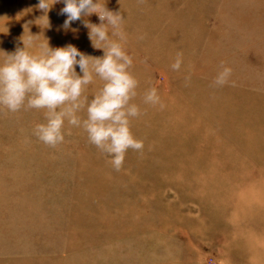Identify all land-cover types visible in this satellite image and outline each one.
I'll list each match as a JSON object with an SVG mask.
<instances>
[{
    "label": "rangeland",
    "instance_id": "374dc122",
    "mask_svg": "<svg viewBox=\"0 0 264 264\" xmlns=\"http://www.w3.org/2000/svg\"><path fill=\"white\" fill-rule=\"evenodd\" d=\"M49 7L45 12L38 0H0V62L23 47V39L34 52L47 40L53 48L81 41L64 35L62 0ZM206 11L214 17V50L220 43L222 54L199 60L192 74L183 72L179 87L160 74L163 106L131 102L141 114L130 127L144 148L129 149L119 171L82 127L65 122V141L51 147L34 135L46 120L45 109L0 107V264H259L252 256L238 263L213 247L217 224L208 222L206 190L190 152V93L230 67L224 85L232 90V82H246L245 95L239 93L244 101L234 97L215 112L227 131L211 140L218 139L225 148L219 155L229 158L237 152L228 141H248L257 133L255 124L264 116L253 91L260 87L248 85L264 84V0H198V16L210 28ZM225 30L231 33L228 49ZM239 47L244 53L232 51ZM76 71L82 74L78 66ZM96 91L85 86L81 118Z\"/></svg>",
    "mask_w": 264,
    "mask_h": 264
},
{
    "label": "crops",
    "instance_id": "0c3cea01",
    "mask_svg": "<svg viewBox=\"0 0 264 264\" xmlns=\"http://www.w3.org/2000/svg\"><path fill=\"white\" fill-rule=\"evenodd\" d=\"M48 2L52 4L53 0ZM106 9L118 12L123 17L121 28L126 34V39L122 41V45L133 58L130 71L138 81L136 95L131 102L144 103L145 92L153 87L157 89L160 97L164 96L158 89L161 85L158 81L160 74H166L170 78L172 87H179L182 79L178 83L177 81L182 77L183 72L192 74L198 70L199 60H210L211 53L222 54L219 51L222 49L220 43L214 50V17L208 15L206 11L208 19L212 20L213 24L209 28L206 19L198 16V0H98L95 10L104 13ZM65 19L66 17L63 16L64 35L72 40L76 38L81 40L74 45L86 55L92 56L89 58L91 69L95 57L103 55V49L93 47L89 38L90 30L82 21L99 24V15L92 13L83 16L81 21L74 22L69 29L63 28ZM224 22L228 23V18ZM203 23L204 31L200 29ZM109 31L110 38L119 41L118 36L111 35V28ZM230 36L231 33L225 30L223 42H227V49ZM232 51L236 54L244 53L240 47ZM178 53L182 55V65L179 70L174 71L171 65ZM103 83L99 76L94 74L93 82L87 86H94L99 90ZM205 83V85H194L190 93V152L195 161L192 164H196L195 166L200 169V189L206 190V214L211 216L208 222L211 220L212 223L217 224L218 240L213 247H219L221 253L228 254L231 259L235 257L234 260L238 263L244 259L242 257L252 256L251 261L262 264L264 262V120L255 124L257 133H254L248 141L245 136L242 137L245 139L231 142L232 144L228 141L231 150L237 154L229 158L222 154L224 157H221L219 154L225 148L218 147V139L216 141L211 139H214L212 135L222 136L227 130L222 121L217 122L221 116L216 117L215 112L227 109V104L234 97L238 99L241 97L243 100L239 93L245 95L247 84L243 80L236 84L232 82L230 86L235 89L227 90L228 85L218 86L213 84L211 79H206ZM254 83L258 84L248 86L260 87L253 92L258 93L254 97L260 99L256 101L259 102V110L264 116V84ZM205 86L206 90L202 89ZM218 103L220 104L217 105ZM243 105L241 104V108ZM237 107L240 108V105ZM243 130L245 125L241 122L240 132ZM220 141L223 143L222 140ZM219 167L225 169L220 171ZM204 168L205 170H202ZM209 168H214L212 180Z\"/></svg>",
    "mask_w": 264,
    "mask_h": 264
},
{
    "label": "clouds",
    "instance_id": "9594fccd",
    "mask_svg": "<svg viewBox=\"0 0 264 264\" xmlns=\"http://www.w3.org/2000/svg\"><path fill=\"white\" fill-rule=\"evenodd\" d=\"M59 2V0H55ZM60 15L66 17L63 28L69 29L83 16L99 15V24L82 21L89 28L93 47L103 49V55L95 57L90 69L89 58L75 45L53 48L48 40L39 45V51L30 50V42L23 39V47L8 53L0 62V107L10 112L21 108L45 109L46 120L34 128V135L44 144L56 147L65 141V122L82 127L88 140L110 157V164L119 171L129 149L140 151L144 141L132 133L131 118L141 114L137 104L131 103L136 95L138 81L130 71L133 58L124 49L126 34L121 28L123 17L118 12L96 11L98 0H62ZM38 8L47 12L48 0H38ZM118 36L119 41L112 40ZM182 55L172 63L176 71L181 68ZM79 66L81 73L76 71ZM232 69L224 67L214 83L223 86L229 82ZM104 82L86 105V118L80 110L85 107L82 98L85 86L93 82V75ZM234 83V82H233ZM144 103L161 104L155 87L144 94ZM161 106H163L161 104Z\"/></svg>",
    "mask_w": 264,
    "mask_h": 264
}]
</instances>
